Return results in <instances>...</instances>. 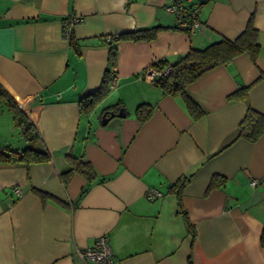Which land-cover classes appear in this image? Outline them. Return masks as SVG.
<instances>
[{
  "label": "crops",
  "instance_id": "obj_1",
  "mask_svg": "<svg viewBox=\"0 0 264 264\" xmlns=\"http://www.w3.org/2000/svg\"><path fill=\"white\" fill-rule=\"evenodd\" d=\"M171 1L0 0V85L51 154L38 163L0 161V264H85L77 249L102 234L119 264H264V133L236 137L248 107L264 114V0H207L192 32L164 12ZM69 14L82 17L70 31L80 53L63 36ZM251 14L255 61L239 54L187 85L200 117L143 78L160 59L234 39ZM152 25L162 27L152 40L116 42V85L81 112L80 99L98 89L107 66L105 36ZM242 86L244 98L231 96ZM119 102L124 114L102 124V112H117L110 107ZM143 102L154 107L139 122L134 110ZM10 126L0 128L4 137ZM68 155L88 160L97 175L79 198L84 177L73 173L66 185L59 178ZM183 177L181 206L193 235L168 191ZM33 187L65 203L41 200ZM151 187L162 195L147 199Z\"/></svg>",
  "mask_w": 264,
  "mask_h": 264
},
{
  "label": "trees",
  "instance_id": "obj_2",
  "mask_svg": "<svg viewBox=\"0 0 264 264\" xmlns=\"http://www.w3.org/2000/svg\"><path fill=\"white\" fill-rule=\"evenodd\" d=\"M206 1L207 0H193L192 2L201 6V4ZM171 16L175 19L173 15ZM175 23L176 27L180 29L177 21ZM161 28V26L152 25L145 28L134 29L116 36H110L109 39H106L105 36V41L109 47L107 66L105 68L103 78L98 89L88 93L86 96L80 99L79 105L81 112H90L91 109L109 93L111 89L110 82L114 76L112 66L115 65L117 56L116 42L118 40H152L156 37L157 32ZM180 30L190 32L188 29L184 28ZM257 35L258 31L253 25V15L251 14L246 22L244 29L234 39H229L222 36L218 40L213 41L202 48H190L185 54L180 55L173 61L160 59L154 62L151 65V68L156 69L157 71H162L167 66H170L171 69L168 74H160L155 76L152 79V82L156 86H158L164 93L181 97L190 115L193 118H198L204 113V110L189 95V93L187 92V85L212 68L218 65L228 64L235 56L239 54L246 53L253 61H255L259 52ZM69 44L72 48L75 49L77 53H80L77 41L74 40L71 35H69ZM246 89V86H242L237 89L231 96L244 98L246 96ZM0 102H3L5 104L8 111L12 115V119L15 123L16 128L19 130L24 141L28 144L21 150L11 149L8 145L0 146L3 147L0 148V161H21L25 164L49 161L51 159V154L45 148L41 136L39 135V132L34 126L32 120L29 118L28 113L17 104L13 97H11L1 87V85ZM113 107H117V111L124 110L123 107H121L120 102L116 103L110 108ZM153 107L154 105L150 103H139L134 110V114L137 120L139 122H144L145 120H147L153 111ZM110 111L111 110L108 111L107 109H105L102 113L106 112V114L108 115ZM113 111L115 112V110ZM262 133H264V114L255 111L251 107H248L243 119L238 125L236 137H243L247 140L254 141ZM66 158L69 166L67 170L59 173V178L63 185H66L73 173H78L82 177H84L86 183L79 193V198L88 190L91 182L97 175L92 164L88 160L72 155H68L66 156ZM218 180L219 178L214 176L211 180V185L216 184ZM186 182V177L180 178L175 184L169 186L168 191L176 195V204L178 207V211L182 213L186 222V226L188 227L190 234L193 235L191 224L181 206V192ZM32 190L41 198V200L52 199L62 204L65 203L58 197L41 189L33 187ZM260 241L262 244H264V229H262Z\"/></svg>",
  "mask_w": 264,
  "mask_h": 264
},
{
  "label": "built area",
  "instance_id": "obj_3",
  "mask_svg": "<svg viewBox=\"0 0 264 264\" xmlns=\"http://www.w3.org/2000/svg\"><path fill=\"white\" fill-rule=\"evenodd\" d=\"M193 0H174L167 3L164 6V12L171 14L175 17L179 28L188 29L190 32L201 27V22L198 18L199 4L193 3ZM82 17L76 14H69L63 22L62 32L63 36L69 38L71 28L74 24L79 23ZM110 35H106V39H109ZM170 66H167L162 71L149 68L142 74L143 78L152 81V79L160 74H168L170 72ZM116 85V78L113 76L110 82V88ZM251 185H255L256 181L251 180ZM16 195H20L21 191L17 187L12 188ZM162 193L156 188H149L146 191L145 197L149 200L161 196ZM78 257L85 264H119L113 257L110 245L109 237L106 234L99 235L92 246L77 249Z\"/></svg>",
  "mask_w": 264,
  "mask_h": 264
},
{
  "label": "rangeland",
  "instance_id": "obj_4",
  "mask_svg": "<svg viewBox=\"0 0 264 264\" xmlns=\"http://www.w3.org/2000/svg\"><path fill=\"white\" fill-rule=\"evenodd\" d=\"M7 125H13L12 115L8 111L7 107L3 102H0V128L7 127ZM14 130L10 132V134L7 135V137H4L0 133V146H2L3 143H6L8 146H10L11 149L16 150V148H19V146L24 143V140L19 132V130L16 128V126H13ZM9 128V127H8ZM3 148V147H0Z\"/></svg>",
  "mask_w": 264,
  "mask_h": 264
},
{
  "label": "water",
  "instance_id": "obj_5",
  "mask_svg": "<svg viewBox=\"0 0 264 264\" xmlns=\"http://www.w3.org/2000/svg\"><path fill=\"white\" fill-rule=\"evenodd\" d=\"M114 114H116V115H121V116H122L124 113H123L122 110H119V111H117V112L110 111L108 115H107L106 112H105V113L102 114V117H101V123H102V124L106 123V122L109 120V118H110L111 116H113Z\"/></svg>",
  "mask_w": 264,
  "mask_h": 264
}]
</instances>
